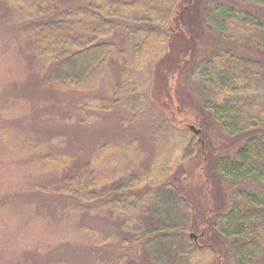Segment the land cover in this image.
<instances>
[{"label":"trees","instance_id":"obj_1","mask_svg":"<svg viewBox=\"0 0 264 264\" xmlns=\"http://www.w3.org/2000/svg\"><path fill=\"white\" fill-rule=\"evenodd\" d=\"M183 1L81 0L69 4L61 0H2L22 17L19 38L25 46L23 54L38 70L25 80H18L21 74L10 79L2 93H14L13 89L24 80L22 87L26 99L31 101L32 120L45 122L46 127L55 120H68L71 122L68 130L90 128L101 113L113 112L118 106L130 113L128 123L138 121L148 115L152 100L160 95L169 97L177 111L180 97L172 92L174 86L168 77L167 84L159 86V81L156 84L151 67L155 64L157 72L170 51L176 31L187 30L188 17L182 16V11L175 16ZM209 2H213L217 13L200 17V29L209 36L220 35L225 43L218 41L205 52H209L207 55L198 57L190 49L187 57L194 58L195 63L208 60L207 66L214 65L219 70L221 89L213 96H204L205 109L213 113L225 135L243 140L235 150L224 149L211 166L219 183L227 181L231 201L226 198L216 201L208 196L203 204L190 172L181 171L179 176L175 173L178 166L206 149L201 132L196 134L189 126L184 129V118L178 121L172 116L177 125L168 121L152 128L162 154L148 166L138 164L139 156L138 162L132 159L126 162L136 151V140L102 142L88 148V158H79L68 154L66 148L49 146L41 137L17 133L24 138L23 144L15 148L16 152L7 149L22 161L24 176L28 175L25 179L19 175L22 185L2 200L3 206L16 211L20 224L6 229L12 232L2 234L0 264L77 261L81 253L77 255L75 249L84 244H74L66 235L53 243L46 242L42 249L26 243L17 249L23 233L34 224L47 222L46 214L57 206L54 198L59 195L70 196L77 202L71 211L91 213V219L106 220L116 231L96 232L89 225L82 226L83 236L88 232L91 243L86 246L92 254L84 255L85 259L78 263L102 264L104 253L99 247L106 250L108 241H116L124 252L117 255L116 261L109 259L104 264H264V115L255 102L258 90L236 94L230 87L231 81L243 79L248 82L246 89H250L255 84L253 80L262 75L264 0H200L198 7L207 8ZM175 18H179L176 30L169 27ZM123 22L125 47L113 39ZM229 22L235 25L233 29H239L240 35L225 31ZM181 60L180 67L186 62ZM242 69H251L249 78L239 72ZM109 73L111 78L116 74V78L110 85H104ZM73 95L75 100H71ZM2 109L0 103V120L8 119L7 111ZM64 111L68 116H58ZM202 122L198 126L202 127ZM58 130L46 134L50 139L55 134L65 137L61 124ZM11 131L14 132L11 128H0V135L9 136ZM166 134H170L169 140ZM67 137L70 142L80 140L74 149L86 143L83 136ZM3 142L11 146L9 141ZM119 153L125 155L123 163L118 161ZM30 174L38 175L36 181L26 180ZM16 178L18 174L14 171L12 179ZM199 229L201 237L208 239L206 242L199 243L191 235ZM135 244L141 251L139 257L133 258L130 252Z\"/></svg>","mask_w":264,"mask_h":264},{"label":"rangeland","instance_id":"obj_2","mask_svg":"<svg viewBox=\"0 0 264 264\" xmlns=\"http://www.w3.org/2000/svg\"><path fill=\"white\" fill-rule=\"evenodd\" d=\"M80 1L81 0H61V2L69 4H77ZM206 1L208 2L210 0ZM191 2L195 3L190 6ZM219 2H224V0H219ZM198 3H200V0H185L182 2L181 8L175 11V16L182 11V16L186 18L188 17L189 22L187 30L176 31V34L172 39L170 51L168 50L160 67L158 66L157 72H155V64L151 67L152 75L155 77L156 84H158V81L159 86L171 82V86H174L172 92L178 94L180 97V106L177 111L173 107L169 97L160 95L157 97V100H152L148 115L138 121L128 123L130 121V113L127 109L118 106L113 112L101 113L99 119L97 121L95 119L90 128H81L77 130L72 128V130H68L67 126L71 124L68 120H55L52 121L50 127H46L45 122L34 121L29 116L32 114L33 110L31 111V101L26 99L25 88L22 87V84L28 74H37L38 70L31 66L29 57L23 54L25 46L23 43H20L21 39L19 38V21H22V17L16 10L0 0V103L4 108L2 111H7L6 117H9L8 119L4 120V117L0 120V128H11V130L14 131H11L9 136L7 134L0 135V244L3 236L2 234L6 229L20 224V219L16 211L11 212L10 209L3 206L2 200L9 198V196H11V191L16 190L18 185H22L23 179L28 175V173H26L24 176L23 165L21 164L22 161L11 153V151L16 152L14 151L15 148L24 140V138L17 135V133H27L33 137L37 136V138L41 137L45 142L50 144L49 146H54L56 149L66 148L69 151L67 152L68 154L71 152L72 156L75 154L79 158H88L90 155L88 148L97 147L102 142L109 141L125 143L127 141L136 140V146L134 145L136 151H134V154L131 157L129 156L126 159V162L130 159L137 160L138 162L139 156L140 163L138 164L148 166L157 159L156 156L162 154L161 151H159L160 146L157 143L158 136L152 133V128L154 126L164 122L167 123L168 121L177 125L172 118L173 116L178 121L184 118L182 126L186 130L189 125L201 127L198 125L202 120L201 137L203 138V143L205 144L204 147L206 149L200 151L193 159H188L183 165L178 166L175 173L179 176L181 171L190 172L191 181L203 204L205 201L207 202L206 198H208V196H213L216 201H221L224 198H226V201L228 200L227 202L231 201V198L229 197L231 193L228 189V184H226L227 181L224 182V184L219 183L214 173L215 171L211 166L213 159L223 152L224 149L230 151L235 150L243 140L239 136L232 137L225 135L216 123L213 113H209L205 109L203 103L204 96H213L214 93L217 91L219 92V89H221L218 84L219 70L214 69V65L207 66L206 63L208 60H206L205 63L200 61L195 63L194 58L190 60L187 57L190 49L193 50V55L196 53L195 56L198 57V55L205 54V52L211 50V47L218 43V41H223V43H225V40L220 35H215L214 37L209 36V33L206 32V34H204V30L200 29V17L203 18L204 14L215 16L217 13L213 8V2H211V4L209 2L210 6L207 8H205L206 6H204V8L202 6L199 8ZM178 19L179 18H175V20H173L169 26L171 29L175 28L176 30V28H179ZM191 19L194 22H192ZM234 27L235 25L229 22L225 31L228 34L240 35L239 29H233ZM113 39L118 45L125 47L126 31L124 22L115 30ZM181 59L186 60L182 67H180V63L182 62ZM192 63L193 65L191 67L187 66V64ZM18 67L20 68V73L17 70ZM178 68L180 69L179 71ZM117 72H119V69L116 73ZM138 72L139 71H137L136 74H138ZM239 72L245 74L249 78L251 69H242L239 70ZM19 74H21V76L20 78L18 77V80H24L18 84L19 87H17V89H13L14 93H2L3 87L6 83L10 79L17 77ZM138 77L141 76L138 75ZM166 77L169 78L168 82L165 80ZM115 78L116 74L114 78H111V73H109V78L104 85H110ZM231 82L230 87L237 91L236 94L249 93L252 89L258 90L259 93L256 95L257 98L255 97V102L264 115V69L262 75L253 80V83L255 84L252 87L249 86L250 89H246L245 87L246 83L248 84L246 80L243 81V79H238L234 83L233 81ZM106 92L107 88L104 89V93ZM75 99L76 96L73 95L71 100ZM248 102H251V100H248ZM74 111L75 110L73 109V112ZM202 115L204 117H202ZM58 116H68L67 111H64ZM51 119L53 120V115ZM60 124L61 132L65 133V137H56L55 134L50 139L49 135L46 133L49 131H59L58 128ZM35 125L38 126L36 127ZM71 134L81 138L83 136L86 143L80 145L78 149H74L79 146L78 144L80 140L76 138L75 141L70 142L71 139H68L69 137H67V135ZM170 137V134L165 135L166 140H169ZM2 139L9 141L11 146L8 144L5 146ZM164 159L163 156L162 161ZM124 160L125 155L119 153V163H123ZM203 166L207 167L206 170H204ZM14 171L18 174V178L15 180L12 179ZM19 175L20 178H23L21 181L18 180ZM37 176L38 175L36 174H30V178L26 180L30 182L31 180L36 181ZM209 191L211 194H208ZM54 200L58 201V204L46 214L47 222H44L43 225L34 224L32 228H29L28 232L23 233L25 235L22 237V242L17 249H19L24 243L31 246V248L38 247V249H42L45 247L46 242L53 243L57 241L58 238H62V235H66L71 238V241L74 244H84L82 247L75 249L77 255L79 253H81V255L76 257L77 261L74 264H81L78 262L85 259L84 255L88 253L92 254V251L86 246L91 243V241L89 242L88 240V232L86 233V236H83L82 226L85 224L89 225V227L96 232L102 229L108 230L107 232H116L115 228L110 225V222L108 223L106 220L99 221L91 219L93 216L91 213H84L76 210L71 211L70 208L77 205V202L70 196L59 195V197H55ZM195 233L199 243L208 240H205L203 236L201 237V229ZM105 246L106 250H103L101 246L99 247V250L104 253L105 260L102 264L109 259H111V261H116L117 255L124 252L123 249L119 248V244H117L116 241L113 243L108 241ZM66 249L69 250L70 247H66ZM140 251L141 248L135 244L133 250L130 252V257L135 258L137 255L139 257ZM96 259L97 258L93 259L92 262H95ZM223 261L224 260H222V262Z\"/></svg>","mask_w":264,"mask_h":264},{"label":"water","instance_id":"obj_3","mask_svg":"<svg viewBox=\"0 0 264 264\" xmlns=\"http://www.w3.org/2000/svg\"><path fill=\"white\" fill-rule=\"evenodd\" d=\"M190 129L195 132L196 134L201 132V128L200 127H196L195 125H189ZM193 237L197 238V235L192 233L191 234Z\"/></svg>","mask_w":264,"mask_h":264}]
</instances>
